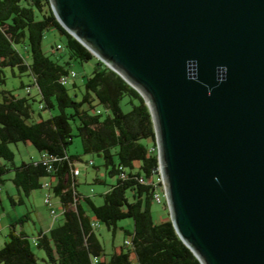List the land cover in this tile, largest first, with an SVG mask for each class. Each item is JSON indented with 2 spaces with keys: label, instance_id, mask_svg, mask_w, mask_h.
I'll return each instance as SVG.
<instances>
[{
  "label": "water",
  "instance_id": "1",
  "mask_svg": "<svg viewBox=\"0 0 264 264\" xmlns=\"http://www.w3.org/2000/svg\"><path fill=\"white\" fill-rule=\"evenodd\" d=\"M143 97L170 221L201 264H264V0H49Z\"/></svg>",
  "mask_w": 264,
  "mask_h": 264
},
{
  "label": "trees",
  "instance_id": "2",
  "mask_svg": "<svg viewBox=\"0 0 264 264\" xmlns=\"http://www.w3.org/2000/svg\"><path fill=\"white\" fill-rule=\"evenodd\" d=\"M49 29L64 37V45H51L48 54L43 40ZM61 50L67 60H61L62 54L56 55ZM23 52L29 56L27 61ZM93 58L61 26L49 0H0V67H17L20 73H26L37 88L39 111L49 112L47 118L37 112L36 118V99L28 92L20 96L1 91L0 159L7 163H0V184L1 175L13 170L11 180L20 196L17 201L11 196L9 199L15 205L23 204V196L42 188L43 180L48 178L62 210L61 223L47 230L41 228L35 234L23 228L30 211L13 219L0 248V264H41L33 245L44 253L43 264H201L170 219L154 220V193L162 188L154 125L140 93L96 58L83 88H79L80 98L75 82L73 94L68 83H62V76L70 72L71 60L87 62ZM28 86L21 83V87ZM124 98L127 111L122 107ZM97 105H103L105 110ZM75 136L80 139L82 154L102 158L110 177H115L100 193L102 204H95L90 196L76 189L72 169L80 155L67 152ZM18 142H30L40 157L15 165L10 145ZM43 152L54 158L50 169L42 163ZM94 182L105 184L99 177ZM162 203L167 205L165 200ZM127 218L133 221L132 231L118 225ZM94 222L104 224L113 236L121 229L123 244L113 245L112 252L106 253L97 233L99 226ZM126 239L130 240L129 246Z\"/></svg>",
  "mask_w": 264,
  "mask_h": 264
},
{
  "label": "rangeland",
  "instance_id": "3",
  "mask_svg": "<svg viewBox=\"0 0 264 264\" xmlns=\"http://www.w3.org/2000/svg\"><path fill=\"white\" fill-rule=\"evenodd\" d=\"M57 43L64 45V37L61 36L55 29H49L46 31L43 40L44 51L49 54L50 46ZM23 54L25 60L27 61L29 59L28 54L26 52H23ZM60 54L63 56L61 60H67V54L64 50L56 52L57 56ZM95 58L96 57L94 56L93 59L87 62H79L74 59L70 61L69 70H73L76 76L73 79L70 78V82L67 86L70 93L73 94L72 82L77 84L75 91L78 94V98L81 97L80 89L83 88V82L86 76H88L93 69ZM0 75L4 79L3 82H0V99L1 91H11L12 93L20 96L26 95L28 92L36 99L33 103L36 118L37 112L41 113L42 118H47L49 116V112L39 111V95L37 94V88L35 85H31L30 78L26 73H20L17 67H0ZM21 83L24 86L29 85V91H27L26 87H21ZM126 100L127 99L124 98L122 101V107L125 111L129 109V106L125 104ZM97 107L102 111L105 110L103 105H97ZM10 148L14 153L13 162L15 165H19L23 161L28 162L36 160L40 157L39 152L30 142H18L16 144H11ZM67 152L68 154L80 155V160L76 161L74 164L80 171V174L76 177L77 191L82 195L90 196L95 204H102L103 198L100 193L107 190L109 184L115 181V177H110L107 169L102 165V158L94 154H82L79 137H73L71 144L68 146ZM90 160L93 161V165L88 163ZM0 163L7 162L0 159ZM12 177L13 170L1 175L3 182L0 184V248L6 240V234L9 230V223L13 220L12 218H17L28 211H30V219L24 222L23 228L30 234H35L41 228L46 230L49 227L62 222V215H58L57 219L53 220L48 207L44 204V196L47 191L46 188L42 187L32 191L28 197L23 196V204L13 205L9 197L11 196L17 201L20 195L11 180ZM95 177H99L104 180L105 184L94 182ZM163 200L166 201L165 197ZM53 201L57 203V197H53ZM152 213L156 222L159 220L165 221L170 219L168 205H163V203H153ZM118 225L123 226L130 231L133 229V221L129 218L120 220ZM20 227L21 225H18V228ZM97 233L104 245L106 253L112 252L113 245L118 247L123 244L124 233L121 229H117L116 234L113 236L112 232L108 230L104 224L100 223ZM32 250L38 257V261L43 264L41 258L44 257V253L42 250L38 249L34 245L32 246Z\"/></svg>",
  "mask_w": 264,
  "mask_h": 264
},
{
  "label": "built area",
  "instance_id": "4",
  "mask_svg": "<svg viewBox=\"0 0 264 264\" xmlns=\"http://www.w3.org/2000/svg\"><path fill=\"white\" fill-rule=\"evenodd\" d=\"M58 48H60V45H57ZM75 72L73 70H70V72L67 74V75H64L62 76L61 78V81L62 83L64 84H67L70 82V78L73 79V77H75ZM27 88V91H29V86L26 87ZM41 158H42V163L44 165H46L48 167V169L51 168V160H53L54 158L50 155H48L46 152H43L41 154ZM90 165H93V161H89L88 162ZM157 173L159 175V180L161 182V188H162V191L161 190H156L155 193H154V202L155 203H158V204H161L163 202V199L165 197V190H164V186H163V182H162V178L160 176V173H159V169L157 167ZM80 174V171L78 169V167H74L72 169V175L74 177H77L78 175ZM123 177V174L121 175ZM142 181V179H140ZM42 187L43 188H46V193H45V196H44V204L48 207L49 209V212L50 214L52 215V218L53 220H56L58 215H61L62 213V210H61V207H60V204H58V201L57 203H55L53 201V193L51 191V182L48 178L44 179L43 182H42ZM94 226H99V223L98 222H94L93 223ZM125 243L129 246L130 245V240L129 239H126L125 240ZM98 261V258H93V262L96 263ZM131 264H137L136 262H132Z\"/></svg>",
  "mask_w": 264,
  "mask_h": 264
},
{
  "label": "crops",
  "instance_id": "5",
  "mask_svg": "<svg viewBox=\"0 0 264 264\" xmlns=\"http://www.w3.org/2000/svg\"><path fill=\"white\" fill-rule=\"evenodd\" d=\"M12 219H15V218H12ZM47 230V229H46Z\"/></svg>",
  "mask_w": 264,
  "mask_h": 264
}]
</instances>
